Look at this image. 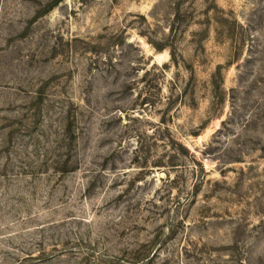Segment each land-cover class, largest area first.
<instances>
[{
	"label": "rangeland",
	"instance_id": "rangeland-1",
	"mask_svg": "<svg viewBox=\"0 0 264 264\" xmlns=\"http://www.w3.org/2000/svg\"><path fill=\"white\" fill-rule=\"evenodd\" d=\"M0 264H264V0H0Z\"/></svg>",
	"mask_w": 264,
	"mask_h": 264
},
{
	"label": "trees",
	"instance_id": "trees-1",
	"mask_svg": "<svg viewBox=\"0 0 264 264\" xmlns=\"http://www.w3.org/2000/svg\"><path fill=\"white\" fill-rule=\"evenodd\" d=\"M54 4H55V2H54Z\"/></svg>",
	"mask_w": 264,
	"mask_h": 264
}]
</instances>
